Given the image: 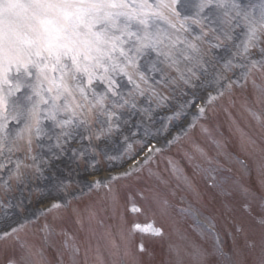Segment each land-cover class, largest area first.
Listing matches in <instances>:
<instances>
[{"label": "snow or ice", "instance_id": "6c2138e0", "mask_svg": "<svg viewBox=\"0 0 264 264\" xmlns=\"http://www.w3.org/2000/svg\"><path fill=\"white\" fill-rule=\"evenodd\" d=\"M237 106L250 130L233 116ZM220 112L247 159L207 123ZM221 157L240 164L242 179L255 173L264 203V0H0L5 264H53L45 245L58 235L57 264H156L149 245L165 242L158 264H264V213L248 224L231 218L237 194L250 215L255 193L217 178ZM196 176L224 198L231 245L217 217L201 219L191 203L180 212L211 249L180 227L170 184L199 203ZM146 214L153 226L138 222ZM67 220L82 241L61 227Z\"/></svg>", "mask_w": 264, "mask_h": 264}, {"label": "rangeland", "instance_id": "374dc122", "mask_svg": "<svg viewBox=\"0 0 264 264\" xmlns=\"http://www.w3.org/2000/svg\"><path fill=\"white\" fill-rule=\"evenodd\" d=\"M166 112V110H161V112H160V115L162 114V113H165ZM232 114H233V116L236 118V120L238 121V123H239V126L240 125H248L250 122H249V120L247 119V116H246V114H244L243 112H241L240 110H239V106H237V108H236V111H235V113H233L232 112ZM222 121H223V123L221 124L223 127L225 126V125H229V129H230V133L231 132H233V137H234V139L233 140H231L230 139V134L229 133H226V132H224V135H223V130L222 131H220V130H218V133L215 131V135H217V138H220V135L219 134H222V136H223V140L225 141V143H226V147H227V151H229V149H228V147H229V145L231 144L230 143V140H231V142H232V144H234V143H236V140H237V135L235 134V132H234V130H232V125H231V123H230V121H229V119H228V117L225 115L224 117H223V119H222ZM157 126H159V125H157ZM245 130H249V129H247V128H244ZM197 133H199V128H198V130H197ZM193 135V134H192ZM197 136V135H196ZM195 135H193V137H196ZM197 141H199L198 140V138H197ZM206 143V142H205ZM206 145H207V148H206V150L209 152V154L211 155V156H215L216 155V152H215V149H214V146H212V148L211 147H209L208 146V144L206 143ZM230 152V151H229ZM169 154H171V155H175V149H173L171 152H169V151H165V155H169ZM235 157V156H234ZM220 159H222L223 160V158L221 157ZM227 164L229 165L228 167H230L231 169H232V174H230V175H224V176H220L218 179H223V178H225V177H227V178H229V180L230 181H237L235 178H236V176L235 175H241V172H242V169H241V166H240V164L239 163H237L235 160H233V161H231V162H227ZM182 165L183 166H187L183 161H182ZM101 167L102 168H106L107 167V164H102L101 165ZM163 167H164V163L163 162H161V169H163ZM223 173V172H222ZM218 176V175H217ZM70 179H72V178H70ZM256 187H257V190L258 191H260L259 190V181H258V179H257V177H256ZM72 188H73V190L75 191V190H77L76 189V186L75 185H73L72 186ZM261 195V194H260ZM240 196V195H239ZM237 197H238V194H237ZM175 198V197H174ZM173 198V202H175V204H176V207H179V204L178 203H176V199L177 198H175L174 199ZM258 197L257 196H255V199H253V200H251L250 201V205H251V203L252 202H254V201H256V200H258L257 199ZM238 199H239V197H238ZM176 200V201H175ZM179 200V199H178ZM242 200H243V202H244V198L242 197ZM221 201H222V203H221V206H223V204H224V200L223 199H221ZM39 202V199L37 198V197H33V204L30 206L31 207V209H32V211H35V205H36V203H38ZM195 202V201H194ZM194 202H193V206H194ZM197 203V202H196ZM236 203V201L234 202V204ZM175 207V212H174V214L175 215H177V216H180L179 214H181V212L180 211H178V209ZM181 210V209H180ZM9 211H11V212H15V209H11V210H9ZM261 214L262 213H264V212H260ZM149 216H147V217H149L150 219H151V221L150 222H152L153 223V220H154V218L151 216V214H148ZM182 215V214H181ZM101 216H102V218H104V219H107V217L102 213L101 214ZM41 222H43V221H41ZM139 222V221H138ZM159 223V221L157 220L156 221V224H158ZM149 226H152V225H148L147 227H149ZM61 227H63L69 234H72V235H75L76 237H77V239L78 240H83V233L82 232H80L79 231V229H78V226L72 221V220H67L66 222H64L62 225H61ZM33 239H38L37 237H33ZM174 239H175V237H174ZM64 240V237L62 236V235H58V236H54L50 241H49V244L51 245V247H49V248H47L46 249V247H45V250H46V254L48 255V257L50 258V259H52V258H54V257H56L57 259H58V251L60 250V245H61V243H62V241ZM201 240H202V237H201ZM205 244H206V246L210 249V247L207 245V243L206 242H204ZM151 244V243H150ZM159 244V243H158ZM160 245V244H159ZM163 249L166 247V243L163 245V246H161ZM150 248H152V246H150ZM12 251L9 249V250H6L5 248H4V246L3 245H0V264H3V263H5L6 262V259L7 258H9V257H11L12 256ZM161 260V259H167V255H166V251H161V253L159 254V257H158V260ZM53 262V264H54V261H52Z\"/></svg>", "mask_w": 264, "mask_h": 264}]
</instances>
